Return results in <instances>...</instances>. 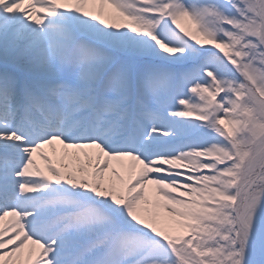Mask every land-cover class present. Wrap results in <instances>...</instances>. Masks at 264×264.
Returning a JSON list of instances; mask_svg holds the SVG:
<instances>
[{"label":"snow or ice","instance_id":"snow-or-ice-1","mask_svg":"<svg viewBox=\"0 0 264 264\" xmlns=\"http://www.w3.org/2000/svg\"><path fill=\"white\" fill-rule=\"evenodd\" d=\"M0 264H264V0H0Z\"/></svg>","mask_w":264,"mask_h":264}]
</instances>
